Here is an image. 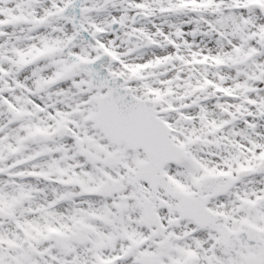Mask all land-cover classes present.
<instances>
[{
  "label": "snow or ice",
  "instance_id": "1",
  "mask_svg": "<svg viewBox=\"0 0 264 264\" xmlns=\"http://www.w3.org/2000/svg\"><path fill=\"white\" fill-rule=\"evenodd\" d=\"M0 264H264V0H0Z\"/></svg>",
  "mask_w": 264,
  "mask_h": 264
}]
</instances>
